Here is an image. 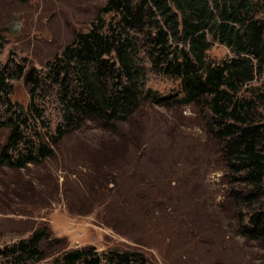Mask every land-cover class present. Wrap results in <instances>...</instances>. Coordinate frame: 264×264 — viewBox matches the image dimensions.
I'll use <instances>...</instances> for the list:
<instances>
[{"label": "rangeland", "instance_id": "obj_1", "mask_svg": "<svg viewBox=\"0 0 264 264\" xmlns=\"http://www.w3.org/2000/svg\"><path fill=\"white\" fill-rule=\"evenodd\" d=\"M106 4L0 0V26L12 22L13 14L22 22L20 35L0 33V71L11 62L5 73L12 77L13 63L25 59L44 76L46 63L78 34L94 25H117L119 17L107 14ZM151 34L131 32L132 55L142 72L140 85L166 98L167 104L144 100L123 120L83 116L68 124L62 87L48 80L40 87L24 79L7 80V92L0 95L5 121L23 110L26 138L52 144L59 128L65 137L54 147V157L41 166L15 171L0 165V264H17L2 252L42 228L51 232V240L43 245L48 258L26 264H51L65 243L68 251H137L153 264H264V244L239 233L249 213L264 205V194L250 209L234 201L236 193L245 195L251 187L233 184L209 109L201 103L186 105L179 81L153 68ZM210 43V62L233 57L224 45ZM106 59L118 64L115 55ZM114 84L112 77L110 89ZM262 93L264 68L239 94L258 101L262 107L255 105V113L260 119ZM8 135V129L0 131V150ZM137 172L140 175H134ZM55 239L66 242L54 247Z\"/></svg>", "mask_w": 264, "mask_h": 264}, {"label": "trees", "instance_id": "obj_2", "mask_svg": "<svg viewBox=\"0 0 264 264\" xmlns=\"http://www.w3.org/2000/svg\"><path fill=\"white\" fill-rule=\"evenodd\" d=\"M105 10L119 17L117 25H94L88 33L78 34L71 45L46 63L44 76L23 59V63H13V76L8 77L5 72L11 62L6 63L0 71V95L7 92L9 79H24L34 87L53 81L63 88L68 124L83 116L123 120L138 111L144 100L164 106L166 98L140 85L142 72L132 55L131 32L151 30L149 58L153 68L179 81L186 105L201 103L209 109L214 134L234 174L233 184L251 187L245 195L236 193L234 201L250 209L264 194V119L256 116L258 101H248L239 94L264 68V0H107ZM210 40L224 45L233 57L220 64L210 62ZM112 55L118 64L106 59ZM112 77L115 84L110 89ZM262 94L258 98L264 106ZM27 125L23 110L6 121L0 116V131L9 130L0 150L1 166L23 170L54 157V147H59L65 132L59 128L52 144L36 143L26 138L22 126ZM48 230H34L28 238L6 248L3 255L17 264L47 259L43 245L51 240ZM239 233L248 241L264 244V205L249 213ZM53 242L55 247L66 240ZM55 255L51 264H153L137 251L99 253L94 247L68 251L67 243Z\"/></svg>", "mask_w": 264, "mask_h": 264}, {"label": "water", "instance_id": "obj_3", "mask_svg": "<svg viewBox=\"0 0 264 264\" xmlns=\"http://www.w3.org/2000/svg\"><path fill=\"white\" fill-rule=\"evenodd\" d=\"M21 31H22V22L19 20L18 14L12 15V22H10L7 25L0 26V33L7 36L16 37L20 35Z\"/></svg>", "mask_w": 264, "mask_h": 264}]
</instances>
